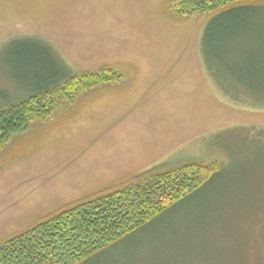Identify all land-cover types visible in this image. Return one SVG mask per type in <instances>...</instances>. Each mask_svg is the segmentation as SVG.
I'll use <instances>...</instances> for the list:
<instances>
[{"label":"rangeland","instance_id":"1","mask_svg":"<svg viewBox=\"0 0 264 264\" xmlns=\"http://www.w3.org/2000/svg\"><path fill=\"white\" fill-rule=\"evenodd\" d=\"M253 18L234 48L255 68L264 15ZM210 20L165 0H0V110L37 75L36 50L118 76L0 148V243L146 171L215 161L217 177L169 221L90 264H264V94L224 95L207 76Z\"/></svg>","mask_w":264,"mask_h":264},{"label":"trees","instance_id":"2","mask_svg":"<svg viewBox=\"0 0 264 264\" xmlns=\"http://www.w3.org/2000/svg\"><path fill=\"white\" fill-rule=\"evenodd\" d=\"M165 4L180 18L210 17L202 62L224 95L244 89L262 98L257 94H264V66L253 68L238 60L234 45L247 38L241 28L253 22V16L264 15V0H165ZM56 52L55 47L49 53L36 50L37 75L22 84L21 99L0 110V148L33 123L50 118L62 104L118 79L111 69L76 72L68 62L61 65L63 58L58 59ZM219 169L215 161L190 162L141 173L117 189L75 202L9 237L0 243V264H90L125 238L165 224L217 177Z\"/></svg>","mask_w":264,"mask_h":264}]
</instances>
